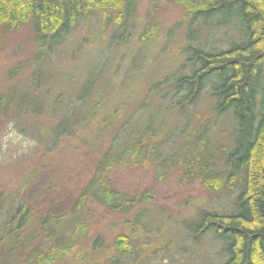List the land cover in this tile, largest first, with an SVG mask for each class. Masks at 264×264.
Instances as JSON below:
<instances>
[{
  "label": "rangeland",
  "instance_id": "374dc122",
  "mask_svg": "<svg viewBox=\"0 0 264 264\" xmlns=\"http://www.w3.org/2000/svg\"><path fill=\"white\" fill-rule=\"evenodd\" d=\"M134 1L136 10L123 25L111 10L80 19L62 44L50 43L47 59L36 54L29 24L0 39V96L15 95L10 113H16L13 119L0 110V196L19 194L38 212L59 203L70 208L96 175L141 199L128 214L87 200L82 221L101 236L100 245L86 240L74 258L56 264H114L120 235L132 245L122 257L127 264H223L221 242L212 233L197 235L196 228L203 211L230 214L243 184L211 193L179 166L184 156L192 160L205 149L210 174L225 172L236 121L215 111L208 89L192 105L171 107L172 80L190 74L184 52L190 20L176 3ZM149 26L155 35L142 39ZM211 35L214 53L227 51L240 37L232 26ZM148 123L151 131L144 132ZM125 125L141 129L131 145L154 146L163 157L109 164ZM56 127H74L75 133L54 140ZM44 134L48 142L42 144Z\"/></svg>",
  "mask_w": 264,
  "mask_h": 264
},
{
  "label": "trees",
  "instance_id": "16d2710c",
  "mask_svg": "<svg viewBox=\"0 0 264 264\" xmlns=\"http://www.w3.org/2000/svg\"><path fill=\"white\" fill-rule=\"evenodd\" d=\"M166 1L181 5L190 20L184 46L190 74L182 73L172 80L171 107L192 105L208 89L216 101L215 111L231 113L236 121L225 172L210 174L205 149L195 159L184 156L185 163L179 166L188 179H202L211 193L225 187L234 190L238 182L243 184L233 203V211L227 215L203 211L196 233H212L221 242L226 257L223 264H264V0ZM95 10L118 12L119 19L113 20L123 25L125 16L136 10V2L0 0V39L29 24L38 44L36 54H40L42 60L47 59V53L52 50L50 43L62 44L78 21ZM107 20H112V15H107ZM230 26L239 32V42L233 43L227 51L211 52V31L214 33ZM155 33L156 29L149 26L142 39ZM14 97L11 92L0 96V110L5 115L15 106ZM49 118L53 119V116ZM151 126L148 123L144 132H150ZM73 129L56 127L54 140L62 135H74ZM139 131L141 129L129 131L126 125L123 126L112 144L110 153H114V159L109 164H138L143 158L158 160L163 157L154 146L146 150L140 142L138 146L130 144ZM40 142H48L45 134L40 136ZM178 156L175 155V160ZM99 169L98 163L96 172ZM87 200H95L111 211L128 214L141 199L121 193L109 179L96 175L70 208L59 203L38 212L19 194L11 198L0 196V264H56L74 258L86 240L92 239L94 246L100 245L101 236L93 235L82 221ZM115 245L119 254L114 264H127L121 261L132 246L131 241L120 235Z\"/></svg>",
  "mask_w": 264,
  "mask_h": 264
}]
</instances>
